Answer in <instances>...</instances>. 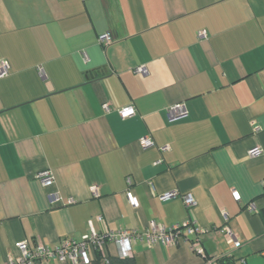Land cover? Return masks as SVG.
I'll use <instances>...</instances> for the list:
<instances>
[{
    "label": "crops",
    "instance_id": "crops-1",
    "mask_svg": "<svg viewBox=\"0 0 264 264\" xmlns=\"http://www.w3.org/2000/svg\"><path fill=\"white\" fill-rule=\"evenodd\" d=\"M0 60V264L19 258L20 241L80 239L89 220L99 234L188 222L206 229L208 255L264 264V0H0ZM177 103L186 116L169 121ZM130 104L135 115L120 118ZM45 169L51 186L35 178ZM166 192L176 196L160 199ZM131 255L203 264L185 241H138Z\"/></svg>",
    "mask_w": 264,
    "mask_h": 264
},
{
    "label": "built area",
    "instance_id": "built-area-1",
    "mask_svg": "<svg viewBox=\"0 0 264 264\" xmlns=\"http://www.w3.org/2000/svg\"><path fill=\"white\" fill-rule=\"evenodd\" d=\"M200 38L205 37L203 31L198 32ZM98 42L102 45H107L111 42V36L109 33H103L98 36ZM135 72L144 74L146 69L143 66H137ZM8 73V64L4 60H0V77L5 76ZM104 111H108L110 108L107 103L102 104ZM168 120L173 121L186 116V109L184 104L177 103L169 106L166 110ZM117 113L120 118L125 119L135 115V107L130 104L117 109ZM253 130L258 131L260 129L256 124H252ZM140 143L143 147L151 146L152 140L148 136L140 138ZM167 147L163 146L161 150H165ZM259 146H254L248 153L251 156L258 155L261 153ZM35 178L40 181L43 186H51L54 182L52 173L48 170H41L35 174ZM94 195H97L96 187L92 188ZM176 196V192H166L160 196L162 200H168ZM126 197L129 204L133 207L138 206V200L129 190L126 191ZM234 200H239V194L236 191L232 192ZM186 206H194L195 201L190 195L182 197ZM48 199L50 203L59 201V197L56 193H49ZM97 220H101L98 216ZM89 232L83 235L80 239L68 238L63 239L59 242V245L55 248H49L36 243L30 247L27 242L20 241L16 243V248L19 250V258L14 260L10 258L7 264H32L35 260L40 259H51L55 258L61 262H68L69 264H90L88 253L90 250L100 253L102 255L103 244L106 242L113 243L116 246L117 257L126 258L131 256V247L138 241H144L148 245L153 244H177L179 241H185L189 244L190 250L200 255L203 258V264H228L229 251L222 255H208L202 245V235L205 230L202 227L195 226L188 222L176 223L171 226H164L159 223L150 222L148 227L143 231H137L132 229H121L117 231L106 230L103 233H97L92 225V222L88 221ZM220 232L224 235L227 242L232 247H238L239 241L235 238L232 231L228 226H223Z\"/></svg>",
    "mask_w": 264,
    "mask_h": 264
},
{
    "label": "trees",
    "instance_id": "trees-1",
    "mask_svg": "<svg viewBox=\"0 0 264 264\" xmlns=\"http://www.w3.org/2000/svg\"><path fill=\"white\" fill-rule=\"evenodd\" d=\"M93 264H136L135 259L131 256L126 258H119L117 256H101L97 254L93 259Z\"/></svg>",
    "mask_w": 264,
    "mask_h": 264
}]
</instances>
